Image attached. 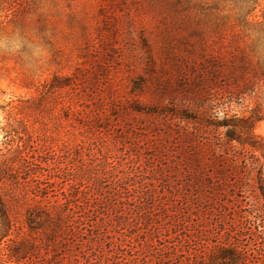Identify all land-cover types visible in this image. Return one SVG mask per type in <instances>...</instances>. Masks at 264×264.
<instances>
[{"label":"rangeland","instance_id":"rangeland-1","mask_svg":"<svg viewBox=\"0 0 264 264\" xmlns=\"http://www.w3.org/2000/svg\"><path fill=\"white\" fill-rule=\"evenodd\" d=\"M244 65L264 81V0H0V158L21 146L29 161L2 186L19 220L35 187L83 218L80 263H34L180 264L178 132L222 110Z\"/></svg>","mask_w":264,"mask_h":264},{"label":"trees","instance_id":"trees-1","mask_svg":"<svg viewBox=\"0 0 264 264\" xmlns=\"http://www.w3.org/2000/svg\"><path fill=\"white\" fill-rule=\"evenodd\" d=\"M244 67L241 78L229 80L222 110L210 104L204 125L192 119L193 129L178 132L175 193L188 226L187 256L180 264H264V137L255 133L264 122V81L258 75L260 65L251 78L243 77ZM251 95L257 102L249 115L231 113L232 105ZM4 169L29 174L24 148L16 146L2 155L0 175ZM3 179L0 264H32L41 251L76 257L71 261L80 263L73 249L83 218L35 187L29 199L22 194L29 204L19 220L13 212L14 194L2 186Z\"/></svg>","mask_w":264,"mask_h":264}]
</instances>
